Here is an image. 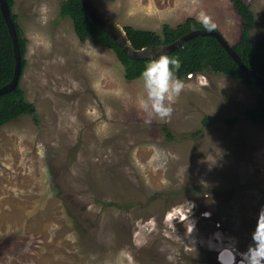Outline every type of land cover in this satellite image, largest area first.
Listing matches in <instances>:
<instances>
[{"label": "rangeland", "instance_id": "obj_1", "mask_svg": "<svg viewBox=\"0 0 264 264\" xmlns=\"http://www.w3.org/2000/svg\"><path fill=\"white\" fill-rule=\"evenodd\" d=\"M64 1L15 0L38 119L0 128V264H243L264 209V126L245 118L257 88L188 76L172 115L146 123L142 80L78 39ZM245 1L257 42L264 0ZM93 2L122 28L161 34L205 10L229 44L241 35L230 0Z\"/></svg>", "mask_w": 264, "mask_h": 264}, {"label": "trees", "instance_id": "obj_2", "mask_svg": "<svg viewBox=\"0 0 264 264\" xmlns=\"http://www.w3.org/2000/svg\"><path fill=\"white\" fill-rule=\"evenodd\" d=\"M6 1L11 10V18L14 22L21 53V81L27 66L28 40L23 28L17 21V15L13 11L15 0ZM230 2L242 22L241 35L238 43L232 45L233 49L249 70L264 79V37H261L257 42H254L252 37L255 27V15L251 6L245 0H230ZM61 16L72 21L74 31L80 41L84 42L90 39L95 45L113 51L124 67L126 81L133 82L139 79L147 61L129 58L107 33L92 22L81 0L64 1L61 5ZM123 29L135 50H142L151 46L171 45L191 32L205 30L194 18H188L176 27L167 25L161 34L136 29L132 26H125ZM214 31L219 32L217 29ZM169 56L179 59V67L175 69V72L182 80L188 76L210 72L226 76L232 80L246 81L248 84L255 86L253 81L213 37L200 36L193 38ZM15 66L13 41L0 8V89L12 81ZM26 114L32 115L36 120L38 119L34 105L27 101L19 82L17 88L12 92L0 96V128ZM245 118L256 125L264 126V93L258 88L256 107L247 110ZM211 120L212 118H207L203 122V127L208 126Z\"/></svg>", "mask_w": 264, "mask_h": 264}, {"label": "clouds", "instance_id": "obj_3", "mask_svg": "<svg viewBox=\"0 0 264 264\" xmlns=\"http://www.w3.org/2000/svg\"><path fill=\"white\" fill-rule=\"evenodd\" d=\"M196 20L209 32L217 27L205 10L198 12ZM178 67L179 59L163 51L149 57L139 77L145 96L139 100L138 107L149 118L146 123H150L153 116L166 120L172 115L173 108L169 101L173 96H179L185 88V81L176 75L175 69ZM243 255V264H264V209L259 213L252 243Z\"/></svg>", "mask_w": 264, "mask_h": 264}, {"label": "water", "instance_id": "obj_4", "mask_svg": "<svg viewBox=\"0 0 264 264\" xmlns=\"http://www.w3.org/2000/svg\"><path fill=\"white\" fill-rule=\"evenodd\" d=\"M87 14L89 15L92 22L97 25L101 30L107 33L124 51V53L133 60L139 61H148L149 57L152 54H155L157 51H163L170 55L175 50L182 47L186 42L189 40L200 37V36H210L215 38L225 49V51L229 54L232 60L241 68V70L253 81L255 86L264 93V79L253 73L249 70L244 63L242 62L241 58L237 55L234 51L233 46L229 44V42L225 39V37L217 31H207V30H197L191 32L178 41L171 45L167 46H151L142 50H135L128 37L125 33L124 29L117 24L115 21L110 19L109 17L102 14L94 5L93 0H81ZM0 8L2 15L6 21V24L9 29L10 36L13 41L14 45V53H15V73L12 81L5 87L0 89V96L5 95L7 93L12 92L14 89L17 88L20 82L21 72H22V62H21V53L18 44V38L16 29L14 26V22L11 18V10L6 0H0Z\"/></svg>", "mask_w": 264, "mask_h": 264}, {"label": "built area", "instance_id": "obj_5", "mask_svg": "<svg viewBox=\"0 0 264 264\" xmlns=\"http://www.w3.org/2000/svg\"><path fill=\"white\" fill-rule=\"evenodd\" d=\"M189 77H191V76H189Z\"/></svg>", "mask_w": 264, "mask_h": 264}]
</instances>
